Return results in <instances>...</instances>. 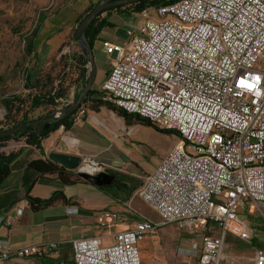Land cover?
Segmentation results:
<instances>
[{
  "label": "built area",
  "instance_id": "2783aa9c",
  "mask_svg": "<svg viewBox=\"0 0 264 264\" xmlns=\"http://www.w3.org/2000/svg\"><path fill=\"white\" fill-rule=\"evenodd\" d=\"M149 9L155 16L140 12L125 40L102 42L109 64L100 91L109 104L180 136L136 194L159 220L143 216L110 244L74 240L73 264H142L139 241L168 224L203 232L199 264H227L226 236L253 244L242 210L264 206V0H178ZM85 115L81 106L73 123ZM71 172L105 169L82 157ZM120 219L102 210L97 226L110 229ZM57 247L0 244V262ZM256 264H264V251Z\"/></svg>",
  "mask_w": 264,
  "mask_h": 264
},
{
  "label": "crops",
  "instance_id": "0c3cea01",
  "mask_svg": "<svg viewBox=\"0 0 264 264\" xmlns=\"http://www.w3.org/2000/svg\"><path fill=\"white\" fill-rule=\"evenodd\" d=\"M101 18L107 22V26L99 34L93 50L101 64L97 79L102 83L109 64L108 56L102 52V42L117 43L125 40L127 30L138 25L140 19L138 16L120 14L118 10L106 11ZM44 40L51 44L46 53L47 61L57 43L48 38ZM108 122L105 112L88 110L83 119L74 122L69 130L61 128L51 133L42 143L43 154L25 144L11 150L23 148V153L0 186V244L19 249L54 242L58 247L43 256L15 258L0 264H73L74 240L98 236L104 243L110 244L116 232L132 229L142 220L143 216L140 217L135 207L137 202L133 205L134 196L141 189L145 176L156 170L169 150L152 164L141 163L136 156L140 148L132 140L138 131L134 127H129L128 131L125 127L116 129ZM52 152L91 157L103 166L106 173L113 176V182L105 187L90 182L66 184L56 176H40L28 167L32 160L48 159ZM55 193H62L66 201L58 200L49 207L37 210L29 204L28 197L48 200ZM102 210L117 212L120 221L110 229L99 228L97 214ZM249 213L251 215L252 210ZM250 215L245 216L241 212L246 222ZM247 226L253 233V244L232 236L226 238L224 252L229 256L227 264H256V257L262 250L255 246L264 243V226L263 222L256 221L247 222ZM144 238L139 241L141 247L145 241L152 246L146 256L148 264H163L166 261L170 264H199L200 238L184 240L182 245L176 242L166 246L157 235ZM239 241L246 244L241 245Z\"/></svg>",
  "mask_w": 264,
  "mask_h": 264
},
{
  "label": "rangeland",
  "instance_id": "374dc122",
  "mask_svg": "<svg viewBox=\"0 0 264 264\" xmlns=\"http://www.w3.org/2000/svg\"><path fill=\"white\" fill-rule=\"evenodd\" d=\"M98 1L0 0V130L10 129L15 123L24 120H35L54 111L60 112L75 102L76 97L81 93L87 82V77L81 76L82 67L78 64L79 45L75 40L74 31L78 28L80 24L78 22L87 9L91 4H95ZM118 11L120 14L141 18L140 13L129 5ZM146 11L148 16H155L154 10L148 8ZM44 38L56 40L57 43L55 51L49 56L47 61L46 53L50 50L51 44ZM30 45L36 50V54L29 51ZM96 58L95 56L98 76L101 71L99 67L101 64ZM87 68L89 71V63ZM50 69L55 75V80L46 89L33 87L34 85L29 83L28 75L30 76V82H32L36 78L44 76ZM106 69L107 66H105L104 70ZM59 82H63L66 94L57 101L54 107L41 106L36 109L31 107V100L35 94L54 93L58 90ZM100 86L101 81L96 77L91 90L101 93ZM94 96L95 100H103L101 96ZM5 100L10 101V105L7 107L4 104ZM19 100H22L24 104L21 105ZM82 106L86 112L88 110L105 112L109 120L108 124L113 128L122 129L125 127L126 131H128L129 127H134L138 133L135 134L134 138L132 137V140L133 144L140 148V152L136 156L141 163H154L155 160L162 157L166 150H172L179 142L177 136L158 132L155 128L149 127L136 119L125 120L106 105L94 106L92 103H88ZM114 115L120 121L115 120ZM20 144H25L23 139L19 141L12 140L5 144L4 151L10 152ZM134 198L133 205L137 202L135 207L138 208L140 217L144 216L158 222V215L137 195ZM250 210L248 205L242 210V214L248 216L250 215ZM263 214L264 206L255 207L252 209V214L247 222H263L264 226ZM202 235L203 232L193 235L182 232L173 224L161 227L157 234L165 246L176 242L182 245L184 240H198L199 238L201 239ZM151 237L153 236H146L145 238ZM232 237L226 236L227 239ZM239 243L241 245L246 244L242 241H239ZM144 244L143 247L138 244V248L142 263L148 264L149 261L146 256L148 249L152 246L148 241H145ZM255 247L264 251V243H257ZM163 264L170 263L166 261Z\"/></svg>",
  "mask_w": 264,
  "mask_h": 264
},
{
  "label": "trees",
  "instance_id": "16d2710c",
  "mask_svg": "<svg viewBox=\"0 0 264 264\" xmlns=\"http://www.w3.org/2000/svg\"><path fill=\"white\" fill-rule=\"evenodd\" d=\"M176 1H178V0H141L137 3L131 4L129 6L133 7V9L136 12L140 13V12H143L144 10H146L148 8H157V7H160L163 5L174 3ZM95 4H91V6L87 9V11L82 16V18L79 20L78 23H80L82 21V19L93 9ZM124 7L125 6H120V7H115V8H111L108 10H104V11L100 12L99 15L94 19V21L91 23V25L89 26V28L86 32L87 40L92 47H94V44L97 41L98 36L101 33V31L107 26V22L101 18V15L106 11L119 10L121 8H124ZM75 32H76V30L74 31V34H75ZM29 51L35 52V54H36V50L33 49L32 45L29 46ZM78 51L80 52V54L78 55V64H79V66L82 67L81 76L84 78L87 77V80H88L87 65H88L89 61L83 55L80 47H78ZM27 78H28L29 83H31V85H34L33 87H37V88L44 90L49 85L53 84V82L55 80V75L52 72V69H50L44 76H40L32 82H30V76L29 75ZM58 85H59L58 90L55 91L54 93L46 92V93L35 94L31 100V107L33 109L39 108L41 106H52V107H54L57 104V101L59 99L63 98L66 94V91L63 88V82H59ZM94 95L101 96V93L97 92L95 90H90V92L88 93L83 105H86L88 103H92V105H94V106L106 105L109 109L117 112L119 114V116L123 117L127 121L131 120V119H136L137 121L144 123L145 125H147L149 127L155 128L156 131H158V132L169 134V135H175L180 139L178 132L173 131V130L160 129V128L154 126L150 121L143 119L137 115L128 114L127 112L118 109L117 107L113 106L112 104H109L105 100H95ZM78 96L76 97V99L78 98ZM19 102L21 105L24 104V102H22V100H19ZM4 104L7 107L10 105V101L5 100ZM74 114L67 116V117H63L57 123H51L48 130L42 129L41 132H34V133H32L28 130L26 132H18L17 134H15L13 136L0 138V186H1L2 182L4 181V179L11 172L13 164L19 159V157L23 153V148L19 149L18 151H11L9 153H6L5 151L2 150L5 147L6 143H8L12 140L13 141H19L20 139H23L25 145L30 146V147H34L37 150H39L41 154H43V144H42L43 141L45 139H47L51 133H54L61 128L65 129V130H69L73 125ZM41 117H39V118H41ZM39 118H37V119H39ZM29 121H31V120H24V121H21L19 123H15L12 126V128L16 127L20 124L29 122ZM0 131H4V130H0ZM28 167H30L31 169L38 172L40 174V176H56L66 184H74L77 182L88 183L87 181L81 179L80 177H77L73 172L66 170L65 168H63L59 164H56V163L50 161L49 159H42L41 158V159L32 160L28 164ZM28 200H29V204L32 207V209L37 210L40 208L49 207V206L53 205L55 202H57L58 200L66 201V197L62 193H55L48 200H37V199L31 198V197H28Z\"/></svg>",
  "mask_w": 264,
  "mask_h": 264
},
{
  "label": "water",
  "instance_id": "95a60500",
  "mask_svg": "<svg viewBox=\"0 0 264 264\" xmlns=\"http://www.w3.org/2000/svg\"><path fill=\"white\" fill-rule=\"evenodd\" d=\"M139 1L141 0H99L94 5L93 9L80 22L74 35L75 40L78 42V45L83 55L89 61L88 80L83 90L79 94L78 98L75 100V102H73L60 112L54 111L42 116L39 119L31 120L29 122L20 124L8 130L0 131V138L13 136L18 132H26L28 130L32 133L41 132L42 129L48 130L51 123H57L63 117H67L74 114L83 105L97 77L98 67L95 60L94 50L93 47L89 44L86 37V32L89 26L99 15L100 12L115 7L131 5ZM48 159L56 164H59L68 171H74L81 164L82 161V157L80 156L71 155L63 152H52L48 156ZM79 177L98 187H105L111 185V183L113 182V176L106 172L99 173L96 176L83 173L80 174Z\"/></svg>",
  "mask_w": 264,
  "mask_h": 264
},
{
  "label": "bare ground",
  "instance_id": "6f19581e",
  "mask_svg": "<svg viewBox=\"0 0 264 264\" xmlns=\"http://www.w3.org/2000/svg\"><path fill=\"white\" fill-rule=\"evenodd\" d=\"M114 119H115V120H117V121H120V119H119V118H117L116 116H114Z\"/></svg>",
  "mask_w": 264,
  "mask_h": 264
}]
</instances>
